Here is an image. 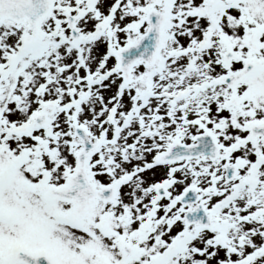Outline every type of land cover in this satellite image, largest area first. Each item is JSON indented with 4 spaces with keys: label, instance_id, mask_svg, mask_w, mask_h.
Returning a JSON list of instances; mask_svg holds the SVG:
<instances>
[{
    "label": "snow or ice",
    "instance_id": "obj_1",
    "mask_svg": "<svg viewBox=\"0 0 264 264\" xmlns=\"http://www.w3.org/2000/svg\"><path fill=\"white\" fill-rule=\"evenodd\" d=\"M0 264H264V0H0Z\"/></svg>",
    "mask_w": 264,
    "mask_h": 264
}]
</instances>
